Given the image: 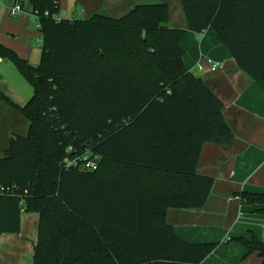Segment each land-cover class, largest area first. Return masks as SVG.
Listing matches in <instances>:
<instances>
[{
	"label": "trees",
	"instance_id": "trees-1",
	"mask_svg": "<svg viewBox=\"0 0 264 264\" xmlns=\"http://www.w3.org/2000/svg\"><path fill=\"white\" fill-rule=\"evenodd\" d=\"M60 0H16L38 23L32 66L0 44L32 88L26 136L0 158V236L38 214L33 264H203L217 243H188L168 209L204 206L214 180L196 173L204 143L229 145L222 103L183 63L187 30L211 28L238 68L264 89V0H180L187 29L165 4L119 18H60ZM89 152L97 169L67 165ZM259 204L264 193H243ZM264 264V242L238 240Z\"/></svg>",
	"mask_w": 264,
	"mask_h": 264
},
{
	"label": "crops",
	"instance_id": "crops-1",
	"mask_svg": "<svg viewBox=\"0 0 264 264\" xmlns=\"http://www.w3.org/2000/svg\"><path fill=\"white\" fill-rule=\"evenodd\" d=\"M14 2L2 0L0 10L5 12L0 11V44L37 66L40 61L33 51L38 23L27 12L19 18L9 17L6 9ZM145 4L167 5L166 25L188 28L180 0H60L59 17L89 19L100 14L119 18ZM35 45L39 46L38 38ZM181 46L186 70L200 77L221 101L223 118L233 137L227 146L202 145L196 173L214 180L204 206L168 209L166 221L188 243H217L203 264H261V258L256 253L248 255L238 240L255 237L264 242L262 207L241 197L243 193H264V89L238 68L211 28L199 34L187 30ZM208 60L219 62L221 68L212 71ZM32 93L14 65L0 58V158L11 137L28 133V121L11 104L24 106ZM38 218L36 213L22 214L19 233L0 236V264H33Z\"/></svg>",
	"mask_w": 264,
	"mask_h": 264
},
{
	"label": "built area",
	"instance_id": "built-area-1",
	"mask_svg": "<svg viewBox=\"0 0 264 264\" xmlns=\"http://www.w3.org/2000/svg\"><path fill=\"white\" fill-rule=\"evenodd\" d=\"M2 6V0H0V7ZM7 14L11 18H19L22 14H24L23 8L20 3L14 2L7 9ZM210 64L211 70H217L221 68V64L219 62H212L210 60L207 61ZM200 70V68L198 67ZM99 161L98 156H92L89 152H85L81 156H77L76 158L66 161L67 165L77 168L82 172H93L97 169V164ZM9 188L0 187V194H10Z\"/></svg>",
	"mask_w": 264,
	"mask_h": 264
},
{
	"label": "rangeland",
	"instance_id": "rangeland-1",
	"mask_svg": "<svg viewBox=\"0 0 264 264\" xmlns=\"http://www.w3.org/2000/svg\"><path fill=\"white\" fill-rule=\"evenodd\" d=\"M5 12V9H1L0 11L1 12H3V11ZM66 19V18H65ZM36 38H34V42H35V44H36V39L38 38L39 39V46L38 47H36V45L34 44V51H33V56L38 60V62L40 61V53H41V46H42V37H41V34L40 33H38V34H36V36H35ZM19 41H21V40H19Z\"/></svg>",
	"mask_w": 264,
	"mask_h": 264
}]
</instances>
